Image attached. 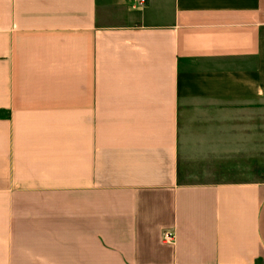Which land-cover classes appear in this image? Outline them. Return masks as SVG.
Here are the masks:
<instances>
[{
    "label": "crops",
    "instance_id": "1",
    "mask_svg": "<svg viewBox=\"0 0 264 264\" xmlns=\"http://www.w3.org/2000/svg\"><path fill=\"white\" fill-rule=\"evenodd\" d=\"M136 1L0 0V264H264V0Z\"/></svg>",
    "mask_w": 264,
    "mask_h": 264
},
{
    "label": "rangeland",
    "instance_id": "2",
    "mask_svg": "<svg viewBox=\"0 0 264 264\" xmlns=\"http://www.w3.org/2000/svg\"><path fill=\"white\" fill-rule=\"evenodd\" d=\"M257 161L255 165L252 167H248L246 165V168H240L235 169L232 168V165H229L231 167L227 168V171L219 172L220 174L217 177H211L210 179H206L208 181H246V180H257L261 181L264 180V153H257ZM230 157L226 158V162H229ZM227 167V166H226Z\"/></svg>",
    "mask_w": 264,
    "mask_h": 264
},
{
    "label": "built area",
    "instance_id": "3",
    "mask_svg": "<svg viewBox=\"0 0 264 264\" xmlns=\"http://www.w3.org/2000/svg\"><path fill=\"white\" fill-rule=\"evenodd\" d=\"M137 3V7H144L146 4H147V0H137L136 1ZM163 240L167 243H173L174 240H175V234L172 233V232H167L165 235H164V238Z\"/></svg>",
    "mask_w": 264,
    "mask_h": 264
}]
</instances>
